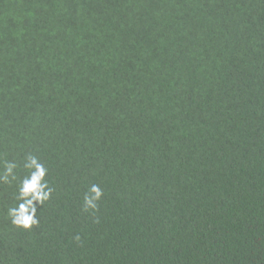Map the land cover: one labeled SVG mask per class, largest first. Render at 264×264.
I'll return each instance as SVG.
<instances>
[{
	"label": "trees",
	"instance_id": "1",
	"mask_svg": "<svg viewBox=\"0 0 264 264\" xmlns=\"http://www.w3.org/2000/svg\"><path fill=\"white\" fill-rule=\"evenodd\" d=\"M27 153L53 193L23 230L0 184V264H264V0H0V167Z\"/></svg>",
	"mask_w": 264,
	"mask_h": 264
},
{
	"label": "clouds",
	"instance_id": "2",
	"mask_svg": "<svg viewBox=\"0 0 264 264\" xmlns=\"http://www.w3.org/2000/svg\"><path fill=\"white\" fill-rule=\"evenodd\" d=\"M18 169H22L25 174L18 175ZM48 172L49 169L41 162V158L32 153H27L22 162L3 161L0 167V184L15 185L16 188L17 203L7 209V217L14 227L31 230L39 225L37 206L43 207L53 193L47 178ZM103 195V189L93 184L84 196L83 211L94 215L98 211L99 201ZM95 222L99 223L98 217ZM75 240H81L79 234L75 236Z\"/></svg>",
	"mask_w": 264,
	"mask_h": 264
}]
</instances>
